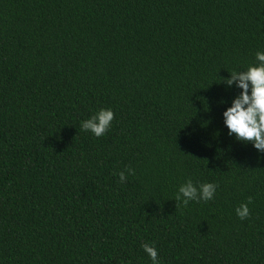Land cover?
<instances>
[{
    "label": "trees",
    "instance_id": "1",
    "mask_svg": "<svg viewBox=\"0 0 264 264\" xmlns=\"http://www.w3.org/2000/svg\"><path fill=\"white\" fill-rule=\"evenodd\" d=\"M257 51L264 0H0V264H264V154L222 116Z\"/></svg>",
    "mask_w": 264,
    "mask_h": 264
},
{
    "label": "clouds",
    "instance_id": "2",
    "mask_svg": "<svg viewBox=\"0 0 264 264\" xmlns=\"http://www.w3.org/2000/svg\"><path fill=\"white\" fill-rule=\"evenodd\" d=\"M255 65H250L245 71H234L230 78L222 81L229 87L233 84L240 90L239 95L232 99L231 105L223 113V125L230 137L238 143L251 144L258 154H264V51L255 53ZM223 103V101H221ZM114 119L111 108L100 109L80 124L81 130L90 132L95 137L103 136L110 128ZM128 175H134V170H126ZM119 181L125 182V172H120ZM218 188L214 183L194 185L191 180L182 184L176 195V200L187 205L191 201L212 200ZM251 198L242 203L234 211L236 216L244 220L249 217ZM144 253L152 264H160L158 250L154 245L145 243L142 246Z\"/></svg>",
    "mask_w": 264,
    "mask_h": 264
}]
</instances>
